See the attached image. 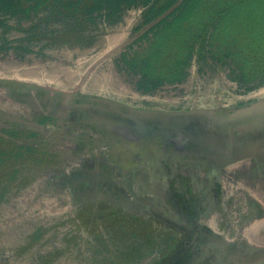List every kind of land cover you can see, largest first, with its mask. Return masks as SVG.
Masks as SVG:
<instances>
[{
  "label": "rangeland",
  "instance_id": "obj_1",
  "mask_svg": "<svg viewBox=\"0 0 264 264\" xmlns=\"http://www.w3.org/2000/svg\"><path fill=\"white\" fill-rule=\"evenodd\" d=\"M3 77L49 92L0 102V264H264L230 165L264 141V0H0Z\"/></svg>",
  "mask_w": 264,
  "mask_h": 264
},
{
  "label": "bare ground",
  "instance_id": "obj_2",
  "mask_svg": "<svg viewBox=\"0 0 264 264\" xmlns=\"http://www.w3.org/2000/svg\"><path fill=\"white\" fill-rule=\"evenodd\" d=\"M59 79V78H58ZM61 79V78H60ZM63 85V84H62ZM33 86H36V83L35 82H30V81H22V80H15L11 77H3L2 80H0V95L2 96V98L0 97V102L4 103V105L2 106V108L4 110H7V111H10V112H14V109H11L12 107L16 108L15 110L18 111V106L20 107V111H24V112H31V111H34L35 109H40L39 108V102H38V98L40 96H43V94H46L49 92V88H44V89H38V90H35L33 89ZM32 89V91H31ZM79 91V90H78ZM76 93V92H75ZM80 93V92H79ZM81 95V94H80ZM48 96V95H47ZM46 96V97H47ZM73 96V95H72ZM75 96V95H74ZM78 96V94H77ZM87 96V95H86ZM57 98H63L64 95L63 94H58L56 95ZM79 97V96H78ZM82 96H80V99H81ZM89 96H87L88 98ZM83 98V97H82ZM91 98V97H90ZM79 99V98H78ZM79 99V100H80ZM98 99V98H97ZM104 99V98H103ZM53 100V99H51ZM55 100V99H54ZM65 99H63L64 101ZM67 100V99H66ZM88 100V99H87ZM95 100V99H94ZM102 100V99H101ZM42 102H44V100H42ZM48 102V101H47ZM55 102V101H54ZM104 102V101H103ZM109 102V101H108ZM8 103H9V106H8ZM106 103V102H105ZM110 103V102H109ZM49 104V103H48ZM42 105V104H41ZM57 105V104H56ZM94 106V105H93ZM98 106V105H97ZM103 106V105H102ZM41 107V106H40ZM47 107V106H46ZM78 108V107H77ZM76 108V109H77ZM106 108V107H105ZM43 109V108H42ZM45 109V108H44ZM60 109H62L60 107ZM85 109V108H84ZM102 109V108H101ZM108 109V108H107ZM114 109V108H113ZM117 109V108H116ZM103 110V109H102ZM101 110V112H102ZM73 111V109H72ZM86 111V110H85ZM93 111V110H92ZM97 112V110L95 109L94 112ZM105 111V110H104ZM111 111V110H110ZM1 112V111H0ZM88 112V111H87ZM109 112V111H108ZM126 112V111H124ZM4 113L3 111L1 112V114ZM17 113V112H16ZM59 113V112H58ZM112 113V112H111ZM115 113V112H114ZM94 114V113H92ZM97 114V113H96ZM100 114V113H99ZM102 114H104L102 112ZM106 114V112H105ZM110 114V113H109ZM118 114V113H116ZM122 114V113H121ZM3 115V114H2ZM1 115V116H2ZM145 115V114H144ZM91 116V115H90ZM96 116V115H95ZM98 116H101V115H98ZM107 116V115H106ZM105 116V117H106ZM115 116V115H114ZM123 116V115H122ZM126 117V115H124ZM130 116V115H129ZM128 116V117H129ZM137 116V115H136ZM139 116V115H138ZM141 116V115H140ZM153 116V115H152ZM8 117V116H7ZM104 117V118H105ZM108 117V116H107ZM110 117V116H109ZM119 117V116H118ZM117 117V118H118ZM125 117L123 119H125ZM127 117V118H128ZM142 117V116H141ZM140 117V118H141ZM97 118V116H96ZM111 118V117H110ZM139 118V119H140ZM161 118V117H160ZM163 118V117H162ZM176 118V117H175ZM102 119V118H101ZM115 119V118H114ZM119 119V118H118ZM122 119V118H121ZM135 119V117H133V120ZM155 119V118H154ZM108 120V118H107ZM158 120V119H157ZM92 121V119H91ZM126 121H128L126 119ZM125 121V123H126ZM159 121V120H158ZM95 122V121H94ZM131 122V121H129ZM160 122V121H159ZM106 123V122H105ZM109 123V122H108ZM106 123V124H108ZM120 123V122H119ZM122 123V122H121ZM134 123H137V122H134ZM128 124V123H127ZM131 124V123H130ZM150 124V123H147V125ZM162 124V123H161ZM172 124V123H171ZM124 125V124H123ZM158 125V124H157ZM163 125V124H162ZM165 125V124H164ZM257 125V124H256ZM113 126V125H112ZM154 126V125H153ZM160 126V125H159ZM261 126V125H260ZM106 127H108V125H106ZM115 127V126H113ZM117 127V125H116ZM133 127V126H132ZM137 127V126H136ZM149 127V126H147ZM163 127V126H162ZM166 127V126H165ZM171 127V126H169ZM168 127V128H169ZM262 128H264V125L261 126ZM103 130L101 129L100 132L101 133H104V134H110V132H107V128H105V125H103ZM121 128V127H120ZM127 128V127H126ZM122 129V128H121ZM135 129V128H134ZM153 129V128H152ZM110 130V128L108 129ZM128 130V128H127ZM145 130V129H144ZM148 130V129H147ZM165 130V129H164ZM163 130V131H164ZM204 131V129H202ZM248 130V129H247ZM126 131V130H125ZM136 131V130H134ZM200 131V130H191V132H193L194 134L196 135H200L201 133H205V131ZM252 131V130H251ZM150 132V131H149ZM174 132V131H173ZM212 134H214V136L216 135L217 137H220L222 139H226V136L225 138L223 137L224 134L223 133H220L219 131H213L211 132ZM220 133V134H219ZM243 133V132H242ZM124 134V133H123ZM127 134V133H126ZM130 134V132L128 133ZM137 134V133H135ZM153 134V133H152ZM223 134V136H222ZM113 135L112 138L113 141V147H116L119 145V139H118V136H123L121 134V131L119 130V128L117 127L113 132L112 134ZM165 135V134H164ZM163 135V136H164ZM103 136V135H102ZM128 136V135H127ZM136 136V135H135ZM144 136V135H143ZM183 136V135H182ZM109 137V136H108ZM141 137V136H140ZM165 137V136H164ZM122 138V137H121ZM131 138V137H130ZM145 138V137H144ZM247 138V137H246ZM256 138H258V135L256 136ZM129 139V138H128ZM133 139V138H132ZM172 139V138H171ZM239 139V138H238ZM242 139V138H241ZM243 139L245 140V138L243 137ZM242 139V140H243ZM170 140V139H169ZM235 140V139H234ZM237 140V139H236ZM103 141V140H102ZM122 141V140H121ZM225 141V140H223ZM123 142V141H122ZM133 142V141H132ZM149 142V141H148ZM236 142V141H234ZM238 142V141H237ZM247 142H248V139H247ZM124 143L127 145L129 143H131V141H125L124 140ZM225 143V142H224ZM240 143V141H239ZM243 143V142H242ZM233 144V143H232ZM235 144V143H234ZM245 144V143H244ZM253 146L255 145V147H252L250 150H254L257 154L256 157H252V156H249L247 155L246 157H242V158H238V160H234V161H231V162H234V163H230V165H235V168L236 166L239 167V170H238V173L237 171L234 172V173H231L234 175V178L236 179H239L242 180L243 178H248L249 179L251 177L255 178V179H260L264 182V141H260V140H257L256 142L252 143ZM243 145V144H242ZM121 146V145H120ZM244 147V145H243ZM112 148V146H111ZM234 150V149H233ZM249 150V151H250ZM247 153V152H246ZM259 154V155H258ZM202 158V157H201ZM222 158V157H221ZM86 159V158H85ZM206 159V158H205ZM207 160H212V161H216V158H211V159H207ZM229 164V163H228ZM257 168H258V171H257ZM235 171V170H234ZM84 172V171H83ZM87 172V171H86ZM79 173V172H78ZM226 173V172H225ZM230 173V172H229ZM76 174V173H75ZM86 174V173H85ZM89 174V173H88ZM87 174V175H88ZM221 174H223L221 172ZM74 175V174H73ZM79 175V174H76V176ZM86 175V177H88ZM98 174L95 175V177H97ZM70 176V174L68 175ZM92 177V176H90ZM65 178V177H64ZM63 178V179H64ZM82 178V177H81ZM85 178V177H83ZM62 179V178H61ZM61 179H58V181H62ZM66 179V178H65ZM93 179V178H92ZM102 179V178H101ZM77 180V179H76ZM81 180V179H80ZM86 180V179H85ZM95 180V179H93ZM98 180V179H97ZM245 180V179H244ZM83 181V180H82ZM81 181V182H82ZM91 181V180H90ZM100 181V180H99ZM64 181H62V184L64 185L65 183H63ZM69 182V181H68ZM80 182V181H79ZM78 182V183H79ZM35 183V182H34ZM77 183V182H75ZM198 183V182H197ZM242 184V183H240ZM37 185V184H36ZM244 188H242L241 190L244 191V202L242 203L243 205V208H245L244 206V203H250L251 206L249 207L248 206V209H251L249 210L246 214L247 216H245L246 218L243 219V224L246 226L245 229L242 230V235H240L241 237L245 238L246 239V242H249L250 245H253V246H258L259 247V242L260 240H264V226L262 225V221H264V202L261 201V197L263 196L262 192L264 191H253L252 188H250L248 185H244L242 184ZM257 187V186H256ZM262 187H264L262 185ZM82 188V187H81ZM83 189V188H82ZM264 189V188H263ZM71 190V189H69ZM85 190H87V192H90L92 191L90 189V187L86 188ZM46 191V190H45ZM100 191L103 192V189L100 188ZM259 191V192H258ZM82 192V191H81ZM80 192V193H81ZM85 193V192H84ZM121 193V192H120ZM85 195V194H84ZM238 195V194H237ZM79 196V195H78ZM227 196V195H225ZM239 199L238 201L240 202L241 201V198H240V195L238 196ZM121 198V197H120ZM18 199V198H17ZM77 197H73L71 196V194L69 192H62V191H59L57 190L54 194L51 195V198L48 200L47 204H54L53 207H57L58 208H63L65 206H69L71 205L74 201H77ZM237 199V198H236ZM81 201V199H80ZM36 204V203H35ZM240 204V203H239ZM249 204V205H250ZM39 205V204H37ZM73 205V204H72ZM208 205V204H207ZM241 205V204H240ZM239 205V207H240ZM39 207V206H38ZM213 207H216V204L212 202L211 204V208ZM241 208V207H240ZM38 209V208H37ZM239 209V208H238ZM242 209V208H241ZM2 212V211H1ZM4 213V212H3ZM2 213V214H3ZM6 214V212H5ZM13 216V215H12ZM11 216V217H12ZM13 218V217H12ZM215 223V221H213ZM11 224V223H10ZM18 224V223H17ZM216 224V223H215ZM15 225V224H14ZM214 227H216L214 225ZM10 228V227H9ZM8 229V228H7ZM237 233V232H236ZM14 234V233H13ZM238 234V233H237ZM9 235V234H8ZM12 238V236H11ZM7 239V238H6ZM5 239V241H6ZM9 240V239H8ZM7 240V241H8ZM12 240V239H11ZM3 242V241H2ZM1 243V242H0ZM10 243V242H9ZM245 243V242H244ZM9 245V244H8ZM16 245V244H15ZM235 245V244H234ZM233 245V247H234ZM201 246V245H200ZM210 246V245H209ZM237 246V245H236ZM247 246V245H246ZM9 247V246H8ZM253 248V247H252ZM235 249V248H234ZM250 250V249H249ZM263 250V248H262ZM255 251V250H254ZM8 252V251H7ZM235 252V251H234ZM245 252V251H244ZM253 252V251H252ZM257 252V250H256ZM260 252V251H259ZM196 253V251H195ZM264 253V251H263ZM262 253V254H263ZM3 254V253H2ZM202 254V253H201ZM246 254V253H245ZM256 254V253H255ZM258 254V253H257ZM256 254V255H257ZM261 254V252H260ZM259 254V255H260ZM241 256V255H240ZM243 256V255H242ZM254 256V254H253ZM255 257V256H254ZM260 257V256H258ZM245 258V257H244ZM243 259V258H241ZM240 259V260H241ZM258 259V258H257ZM245 260V259H244ZM244 260L242 261V263H244ZM246 262V261H245ZM251 262V261H249ZM263 263V262H262Z\"/></svg>",
  "mask_w": 264,
  "mask_h": 264
},
{
  "label": "crops",
  "instance_id": "obj_3",
  "mask_svg": "<svg viewBox=\"0 0 264 264\" xmlns=\"http://www.w3.org/2000/svg\"><path fill=\"white\" fill-rule=\"evenodd\" d=\"M257 171H258V168H257Z\"/></svg>",
  "mask_w": 264,
  "mask_h": 264
}]
</instances>
